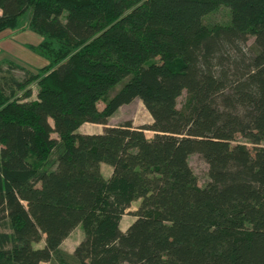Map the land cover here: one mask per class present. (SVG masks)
Returning <instances> with one entry per match:
<instances>
[{"label":"trees","instance_id":"trees-1","mask_svg":"<svg viewBox=\"0 0 264 264\" xmlns=\"http://www.w3.org/2000/svg\"><path fill=\"white\" fill-rule=\"evenodd\" d=\"M29 9L46 63L0 76V264L49 262L76 226L77 264H264V0H0V31ZM135 98L152 123L108 125Z\"/></svg>","mask_w":264,"mask_h":264},{"label":"rangeland","instance_id":"rangeland-1","mask_svg":"<svg viewBox=\"0 0 264 264\" xmlns=\"http://www.w3.org/2000/svg\"><path fill=\"white\" fill-rule=\"evenodd\" d=\"M30 9L24 13L17 22V25L13 28H6L0 31V76L8 75L6 72L8 68V62H13L16 66L11 68L10 75L15 78L22 80L28 76V72L32 75L37 73V69L43 66L46 63L45 58L34 53L29 49L28 45H35L42 40V37L30 30L29 28V18H30ZM230 20V11L227 6L220 5L212 12L208 13L204 16L203 21L208 25L212 24H227ZM247 45L252 50H255L254 39L250 37L247 41ZM120 85L117 84L114 90H117ZM30 88L31 96L29 99L36 98L37 91V83L32 80L31 83L26 87ZM21 92H18V94ZM113 92H111L112 94ZM185 92L181 94V96L177 100V106L181 107L185 100ZM99 107H102V104L99 103ZM125 120H130L133 126H141V125H149L152 123V118L148 111L145 109L142 102L136 98L129 104H124L120 107L116 113L108 120V125H118ZM99 129V128H98ZM103 129V128H102ZM147 137H152L153 132L149 130L144 131ZM52 136H56L52 134ZM235 143L244 144L250 150H252V145L242 136L235 135L234 141ZM188 163L197 178L198 186H204L208 181V166L206 162L196 153L189 155ZM105 174L108 173L106 169H104ZM138 205V201L132 202L131 206L126 211L135 210ZM133 217L128 212L122 217L120 222L121 228H127L130 224L129 221L132 220ZM125 228V229H126ZM122 229V230H125ZM0 231H10L7 224H0ZM82 230L80 226H76L70 236L63 242L62 248L71 251L74 246L82 238ZM43 241H39L34 244V247L41 246ZM41 264H76L75 260L69 256V254H58L54 255L53 258L49 262H42ZM126 264V263H124Z\"/></svg>","mask_w":264,"mask_h":264},{"label":"crops","instance_id":"crops-1","mask_svg":"<svg viewBox=\"0 0 264 264\" xmlns=\"http://www.w3.org/2000/svg\"><path fill=\"white\" fill-rule=\"evenodd\" d=\"M136 99V98H135ZM123 106V105H122ZM122 106H120V107H122ZM119 107V108H120ZM118 108V109H119ZM116 113V112H115ZM114 113V114H115ZM113 114V115H114ZM112 117V116H111ZM110 117V118H111ZM110 118H109V120H110ZM99 128V129H98ZM102 128H103V126L102 125H100V124H94V123H83V124H81L80 126H79V129H78V131L79 132H82V133H100L101 131H102ZM104 169H106V171H108V173H106L105 174V172H104ZM100 170H101V173L103 174V176L104 177H109L110 176V174H111V172H112V168H111V166H109V165H107V164H105V163H101L100 164ZM124 215V214H123ZM123 215L121 216V219H120V221H119V227H120V222H121V220H122V217H123ZM132 216V215H131ZM133 217V216H132ZM134 220V217H133V219L132 220H130L129 221V223H131L132 221ZM126 228V227H125ZM125 228H121L120 227V229L122 230V229H125ZM72 232V231H71ZM71 232L69 233V235L62 241V243L60 244V250L63 252V253H65V254H69V255H71L72 254V252H73V250H71V251H67V250H65V249H63L62 248V244H63V242L70 236V234H71ZM83 236V235H82ZM35 246V245H34ZM42 246V245H41ZM41 246H38V247H41ZM75 247V246H74ZM74 249V248H73ZM42 263V262H41ZM40 263V264H41ZM77 264V263H76Z\"/></svg>","mask_w":264,"mask_h":264}]
</instances>
